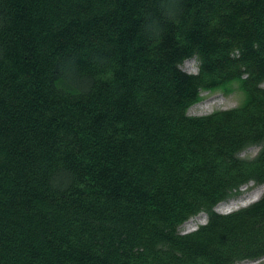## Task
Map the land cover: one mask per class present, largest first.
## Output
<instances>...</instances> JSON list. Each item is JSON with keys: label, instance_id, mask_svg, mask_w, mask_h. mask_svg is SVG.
<instances>
[{"label": "trees", "instance_id": "1", "mask_svg": "<svg viewBox=\"0 0 264 264\" xmlns=\"http://www.w3.org/2000/svg\"><path fill=\"white\" fill-rule=\"evenodd\" d=\"M234 85L237 108L189 115ZM251 182L264 0H0V264L260 260L264 194L215 211Z\"/></svg>", "mask_w": 264, "mask_h": 264}, {"label": "rangeland", "instance_id": "2", "mask_svg": "<svg viewBox=\"0 0 264 264\" xmlns=\"http://www.w3.org/2000/svg\"><path fill=\"white\" fill-rule=\"evenodd\" d=\"M183 69L187 72H190L192 74H196L198 71V64L196 65L193 61L186 62L183 66ZM234 90L230 95H225L223 93H211V92H203L202 94V101L196 105H194L190 110H189V115L191 116H206L210 115L216 111H222V110H229V109H234L237 108L243 101L244 95L243 93L238 89L237 85L233 86ZM210 102V107L207 109H204L203 106L207 102ZM259 149L257 148H252L249 151L245 153V156L249 157H254L257 155ZM242 195L241 197L236 201L240 202L244 197L248 195H253L254 199L256 200L258 197L260 198L261 195L264 193V187L263 186H254L253 183L249 184L248 186L242 188ZM253 200H248L249 202H252ZM248 203L247 201H243L238 204V208L243 207V204ZM235 208V209H238ZM227 209H234V206L231 207V205H220L219 206V211L225 212ZM198 218V217H197ZM197 218H194L192 220L195 222H199V220H196ZM202 219H206V217H202ZM193 223H191V226ZM198 224V223H197ZM188 228L189 223L187 224ZM196 226V225H195ZM241 264H264V259L260 261L259 263H253V262H246V263H241Z\"/></svg>", "mask_w": 264, "mask_h": 264}, {"label": "bare ground", "instance_id": "3", "mask_svg": "<svg viewBox=\"0 0 264 264\" xmlns=\"http://www.w3.org/2000/svg\"><path fill=\"white\" fill-rule=\"evenodd\" d=\"M208 107H210V102L208 101L206 104H204V106H203V108L204 109H207ZM253 200L254 199V196L253 195H248V196H246V197H244L239 203H241V202H243V201H247V202H249L248 200ZM238 203V204H239ZM191 223H193L192 225H194V224H196V223H198V222H195V221H193V222H190V225H191Z\"/></svg>", "mask_w": 264, "mask_h": 264}]
</instances>
